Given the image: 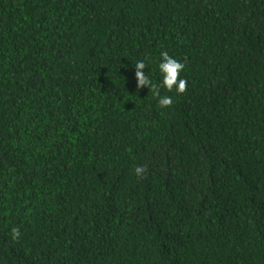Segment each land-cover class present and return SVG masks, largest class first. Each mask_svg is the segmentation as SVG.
<instances>
[{
  "label": "trees",
  "instance_id": "trees-1",
  "mask_svg": "<svg viewBox=\"0 0 264 264\" xmlns=\"http://www.w3.org/2000/svg\"><path fill=\"white\" fill-rule=\"evenodd\" d=\"M0 264H264V0H0Z\"/></svg>",
  "mask_w": 264,
  "mask_h": 264
},
{
  "label": "clouds",
  "instance_id": "clouds-1",
  "mask_svg": "<svg viewBox=\"0 0 264 264\" xmlns=\"http://www.w3.org/2000/svg\"><path fill=\"white\" fill-rule=\"evenodd\" d=\"M162 62L159 63V71L162 74V84H154L148 75L145 74L144 69L147 65L144 61H137L135 63V79H136V88L137 90L142 87H146L153 96L159 97L158 104L161 108L171 107L173 100L170 96L161 97L160 87L165 88L167 91L175 92L180 95L184 94L187 90V80L180 78V74L185 68V64L177 61L172 58L167 51L161 52ZM136 175L140 177L143 173L146 172V168L143 166H138L134 169ZM12 239L18 240L20 238V230L18 227H13L11 229Z\"/></svg>",
  "mask_w": 264,
  "mask_h": 264
}]
</instances>
